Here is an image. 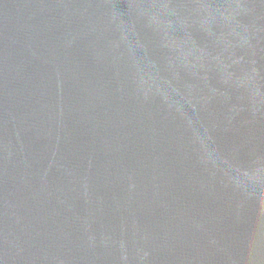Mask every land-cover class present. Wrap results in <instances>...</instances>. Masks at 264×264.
I'll return each mask as SVG.
<instances>
[{
	"label": "water",
	"instance_id": "95a60500",
	"mask_svg": "<svg viewBox=\"0 0 264 264\" xmlns=\"http://www.w3.org/2000/svg\"><path fill=\"white\" fill-rule=\"evenodd\" d=\"M0 264H264V0H0Z\"/></svg>",
	"mask_w": 264,
	"mask_h": 264
}]
</instances>
